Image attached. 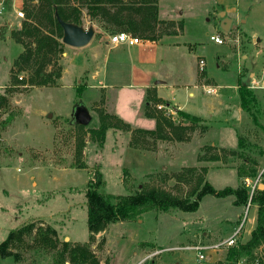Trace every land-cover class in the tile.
<instances>
[{
	"label": "rangeland",
	"instance_id": "rangeland-1",
	"mask_svg": "<svg viewBox=\"0 0 264 264\" xmlns=\"http://www.w3.org/2000/svg\"><path fill=\"white\" fill-rule=\"evenodd\" d=\"M4 7L0 15V96H5L0 104V241L11 229L33 221L35 226L53 227L59 243L89 242L101 264H200L195 249L184 246L224 240L238 228L247 204H233V195L205 194L194 211L150 210L137 220L108 223L90 240L83 189L100 172L104 182L98 190L102 193L129 194L154 185L184 196L194 183L188 179V167H194V173L205 167V179L217 189L237 187L245 184L236 173L242 157L256 161L258 184L262 183L264 89L254 91L250 85L264 88V71L257 69L251 83L250 66L242 62L245 57L241 54L253 52L245 45L251 33L260 38L264 54V0H158V16L163 22L155 31L156 44L148 49L132 46L143 52L142 56H152L145 65L144 79L166 81L160 90V104L172 111L176 122L183 123L177 109L203 116L185 141L159 139L137 130L153 129L155 121L144 114V89L121 86L129 81L137 83L127 68L119 70L116 63V55L127 45L107 41L108 34L125 29L100 30L85 10L81 26H92L93 36L82 48L63 43L49 67L60 71L56 82L12 85L13 60L22 46L11 30L21 24L22 18L16 17L14 9L22 8V0H5ZM223 11L232 22L227 30L220 26ZM211 34L221 36L223 43L211 40ZM200 58L205 66L197 68L193 86L189 68L193 59L198 62ZM181 66L188 71L185 76L192 96L187 95V87L171 84L172 79H178ZM27 75L20 71L17 78L23 82ZM101 80L114 86L100 90ZM230 84L235 88L223 87ZM241 84L252 88L256 98L248 110L240 106ZM149 85L148 89H155L156 84ZM207 85L216 86V93L206 92ZM166 98L172 103L166 104ZM219 98L213 112H207V105ZM177 101L185 109L174 105ZM77 106L91 115L84 127L74 120ZM101 111L115 114L129 126L112 119L119 128H108L100 144L88 130L98 126ZM238 136L243 138V147L238 145ZM231 151L240 152L242 157ZM210 155L219 159L211 160ZM246 214L236 242L245 241L254 227L256 205H248ZM31 241L30 236L25 237L23 244L13 248L17 257L0 262L50 264L52 252L37 251ZM228 247L222 244L206 251L205 264H227ZM237 264H264V244L255 248L252 256H242Z\"/></svg>",
	"mask_w": 264,
	"mask_h": 264
},
{
	"label": "trees",
	"instance_id": "trees-1",
	"mask_svg": "<svg viewBox=\"0 0 264 264\" xmlns=\"http://www.w3.org/2000/svg\"><path fill=\"white\" fill-rule=\"evenodd\" d=\"M21 9L24 13L21 24L17 29L11 30V36L22 46V51L13 60L11 73L14 82L12 85L26 82L30 85L54 84L56 78L60 76V71L53 72V69L49 68L55 63L63 46L62 27L57 21V16L64 21L81 25L83 10H85L89 19L94 20L103 29H125L134 35L153 40H155L158 25L163 22L158 16V0H22ZM20 71L28 72L23 82L17 78ZM238 96L240 106L246 110L256 99L253 89L245 84L238 86ZM146 101L144 114L155 119V127L137 130L156 138L185 141L189 138L194 125L202 120L196 114L177 109V117L183 123L176 122L170 113L156 108V105L163 100L151 89L147 90ZM4 102L5 96L1 95L0 104L3 105ZM112 119L119 121L125 127L129 126L115 114L101 111L98 126L88 130L90 136L101 144L108 128H119L118 123ZM78 125L84 127L82 124ZM238 145L239 147L244 145L241 136H238ZM231 153L242 157L240 152L231 151ZM208 157L211 160L219 159L217 155ZM242 161L236 166L238 177L242 180L246 177L254 179L258 174L256 161L247 157H242ZM186 170L189 172L188 179L193 180L194 183L184 196L154 185L141 187L129 194L102 193L98 188L104 181L101 173L98 172L96 178L89 180L83 189L90 240L95 233L104 230L108 223L137 220L142 217L143 213L150 210L194 211L205 194H213L217 197L233 195V204H247L249 201L250 205H256V217L248 238L228 247L227 264H237V261L244 255L252 256L253 250L264 244V188L256 185L251 195L250 188L245 184L217 189L205 179L204 174L207 173L205 167L202 168V172L197 173H194L196 171L194 167H188ZM261 175H264V171ZM27 236L31 237L30 244L37 251L52 252L50 264H65L66 261L70 264H101L90 249L89 242L70 245L63 240L59 243L53 227L35 226L33 221L22 223L11 229L0 241V260L6 257L13 259L17 257V252L13 251V248L23 244Z\"/></svg>",
	"mask_w": 264,
	"mask_h": 264
},
{
	"label": "crops",
	"instance_id": "crops-1",
	"mask_svg": "<svg viewBox=\"0 0 264 264\" xmlns=\"http://www.w3.org/2000/svg\"><path fill=\"white\" fill-rule=\"evenodd\" d=\"M3 1V4H5V0H2ZM5 9V7H4ZM226 11H224L225 13ZM184 16V15H183ZM182 16V17H183ZM184 18V17H183ZM90 20V19H89ZM92 22V24H96V26L102 30L103 28L101 26L98 25V23H96L94 20H90ZM95 22V23H94ZM183 22V20H182ZM232 24V22L230 23ZM183 28V26H182ZM129 32V31H127ZM212 35V34H211ZM252 38H250L249 41H247V44L245 43V45L248 46V48L250 49L252 47V51L253 52H250L251 50H248V52H244L243 54H241V58H244L245 57V60L242 59V62L247 66L249 65L250 66V70H249V78H250V82L254 84L255 82V78L257 76V69H260V71H264V54L262 53V49L260 47V38L258 37H255L254 36V33H251L250 35ZM148 39L144 44L142 45H136L138 47H142V49H148V48H151L152 46H154L156 44V41L153 40V39H149V38H146ZM178 43V42H177ZM237 45V44H236ZM70 47H73V46H70ZM83 46L79 47V48H82ZM125 49H122V51L120 53H118V55H116V63L118 64V69L121 70L122 67L124 68H127L128 69V72L130 73L129 74V77L130 75L133 77V79H136L137 80V83L133 84V83H130L131 81H129V83H122L121 86H126V87H139V88H143L144 89V92H145V96H144V99H145V104L147 103L146 101V93H147V90L148 88L150 87V83H153V84H156L153 85L155 86V89L153 90L155 92V95L160 97V98H163L161 95H160V90L161 88H163L165 86V83L166 81L163 79H160L158 83H155V81H147V79H144L145 75L146 74V71H147V67L145 66L147 63H149V57H152V56H142V53L143 52H139V51H136V50H133L132 46H124ZM127 49V50H126ZM238 49V48H237ZM79 53V52H78ZM237 53V52H236ZM92 55H95V54H92ZM78 56V55H77ZM75 58H77L75 56ZM80 58V57H79ZM92 59V58H91ZM203 59V58H202ZM204 60V59H203ZM205 66V65H204ZM248 67V66H247ZM197 68H199L198 66V62L196 59H193V62L191 64V67L189 68V72H190V80H192V83L193 81L196 79V76H197ZM98 71V70H97ZM188 74V71L186 69V71H184V67L181 66L180 68L177 69V76H178V79H175V80H171V84L172 86L176 87V88H179L180 86H183V87H187V84H188V80L189 78H187ZM186 75V76H185ZM176 76V75H175ZM92 77H96L95 75H92ZM165 78H170V77H167L166 75H164ZM100 83L98 84V88L101 90V89H108L110 87H113L114 85H111L110 83H106L105 81H99ZM133 82V81H132ZM193 86H194V83H193ZM219 86H221L219 84ZM236 85H228V86H223L224 88H235ZM254 91L255 90H263V86H260V85H250ZM217 88V87H216ZM222 88V87H221ZM163 91V90H161ZM187 92V95L188 96H192L194 95V93L189 90V87L186 88L185 90ZM264 91V90H263ZM216 93V92H215ZM167 99V98H166ZM168 101L166 102L167 103H172L169 99H167ZM174 105L176 106H180L181 108L184 106L181 105L180 102H173ZM216 103H220V98L219 100H216L214 103L210 102L206 108H209L207 109V112H213V106H215ZM159 104V103H158ZM185 109V108H184ZM187 111V110H186ZM113 114V113H112ZM197 115V114H196ZM200 117H203L201 115H198ZM152 118V117H151ZM154 119V118H153ZM155 121V119H154ZM233 201V199L231 200V202ZM205 232V231H204Z\"/></svg>",
	"mask_w": 264,
	"mask_h": 264
},
{
	"label": "built area",
	"instance_id": "built-area-1",
	"mask_svg": "<svg viewBox=\"0 0 264 264\" xmlns=\"http://www.w3.org/2000/svg\"><path fill=\"white\" fill-rule=\"evenodd\" d=\"M14 11H15L16 17H18V18H23L24 17V13H23V10L21 8H16V9H14ZM3 12H4V4H3V1L0 0V15ZM210 39L213 40L216 43H223L222 37L219 36L218 34L210 35ZM147 40L148 39H146V38H143V37H140L138 35H134V34H132L130 32L121 30V31H116V32L108 34V40L107 41H108V43H111L113 45H117L119 43H124L127 46H134V45H142ZM204 65H205L204 60L202 58H200L198 60L199 69L202 70ZM205 90L208 93H215L216 92V86L207 85ZM156 106L158 108L164 107V109H165V106L160 104V103L157 104ZM164 111L166 113H171L172 112L170 109H167V108ZM249 179L250 178L246 177V178H244V181H245V185L250 188V195H251L253 189L258 184L259 175L256 176L252 181H250ZM248 205H250L249 201L247 202V207L245 208V213L243 215L242 220L239 222L238 228L235 229L234 232H232V234L230 236H228L224 240L216 242V243H211V244L197 243V244H191V245L184 246V248L195 249L197 261H199L200 264H205V260H206V257H207L206 251H208L209 249L218 248L222 244H225L227 246L236 245L238 243V242H236L237 234L239 233L240 228L244 224L245 219L247 217L246 212L248 211Z\"/></svg>",
	"mask_w": 264,
	"mask_h": 264
},
{
	"label": "water",
	"instance_id": "water-1",
	"mask_svg": "<svg viewBox=\"0 0 264 264\" xmlns=\"http://www.w3.org/2000/svg\"><path fill=\"white\" fill-rule=\"evenodd\" d=\"M221 15H223L220 26L223 30H227L231 23V18L224 16V11L221 12ZM57 21L62 27V37L61 41L69 46L73 47H81L86 45L92 38L94 29L92 26H88L87 28H84L81 25H78L76 23L67 22L62 20L59 16H57ZM159 80H155V83H158ZM48 116H51V113H48ZM74 120L78 122V124H88L91 120L90 113L80 107L77 106L74 112ZM259 188H264V183L258 184Z\"/></svg>",
	"mask_w": 264,
	"mask_h": 264
}]
</instances>
